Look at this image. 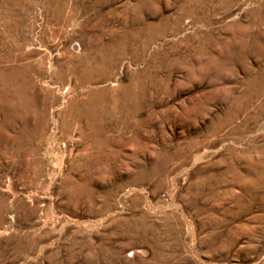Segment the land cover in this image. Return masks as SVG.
<instances>
[{
    "label": "rangeland",
    "instance_id": "obj_1",
    "mask_svg": "<svg viewBox=\"0 0 264 264\" xmlns=\"http://www.w3.org/2000/svg\"><path fill=\"white\" fill-rule=\"evenodd\" d=\"M0 264H264V0H0Z\"/></svg>",
    "mask_w": 264,
    "mask_h": 264
},
{
    "label": "bare ground",
    "instance_id": "obj_2",
    "mask_svg": "<svg viewBox=\"0 0 264 264\" xmlns=\"http://www.w3.org/2000/svg\"><path fill=\"white\" fill-rule=\"evenodd\" d=\"M70 73H71V72H70ZM72 76H73V75H72ZM84 79H85V77H84ZM84 79H83V80H84ZM87 105H88V104H87ZM93 105H94V104H93ZM91 106H92V103L89 104V107L92 109ZM91 109H87V110L84 109L85 112L82 111V112H83L82 114L84 115V118H85V116H87V115L90 113ZM74 112H75V111H74ZM90 114H91V113H90ZM79 116H80V115H79ZM75 117L77 118V116H75ZM80 117H81V116H80ZM90 117H91V116H90ZM87 118H88V117H87ZM258 179H259V178H258Z\"/></svg>",
    "mask_w": 264,
    "mask_h": 264
}]
</instances>
